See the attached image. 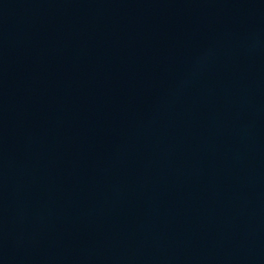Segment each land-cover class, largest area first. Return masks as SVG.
I'll return each mask as SVG.
<instances>
[{
	"label": "water",
	"instance_id": "obj_1",
	"mask_svg": "<svg viewBox=\"0 0 264 264\" xmlns=\"http://www.w3.org/2000/svg\"><path fill=\"white\" fill-rule=\"evenodd\" d=\"M0 264H264V0H0Z\"/></svg>",
	"mask_w": 264,
	"mask_h": 264
}]
</instances>
